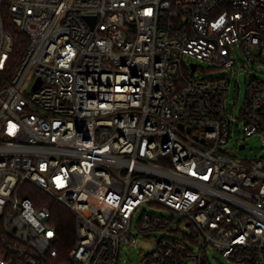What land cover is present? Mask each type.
Here are the masks:
<instances>
[{"label":"built area","instance_id":"1","mask_svg":"<svg viewBox=\"0 0 264 264\" xmlns=\"http://www.w3.org/2000/svg\"><path fill=\"white\" fill-rule=\"evenodd\" d=\"M260 67L264 0H0V264H122L141 239L142 264H264V158L227 148L264 133L262 80L228 110ZM34 189L74 215L68 253Z\"/></svg>","mask_w":264,"mask_h":264},{"label":"rangeland","instance_id":"2","mask_svg":"<svg viewBox=\"0 0 264 264\" xmlns=\"http://www.w3.org/2000/svg\"><path fill=\"white\" fill-rule=\"evenodd\" d=\"M190 63H195L200 66L201 69L207 71L211 68V66L207 63H201L192 58L188 59ZM200 74V73H199ZM201 75V74H200ZM254 76L264 82V67L260 68H251L244 69L240 72L238 76H236L230 86L229 91V101L232 104H229L228 110L229 114L232 118L239 117V111L244 106L246 100V92H247V81L248 78ZM239 88V90H237ZM236 103V107H234L232 111V107ZM240 129L242 128L241 124H239ZM239 127H235L234 136L231 142L228 145V150L231 155L236 156L238 159H261L264 158V133L260 135L253 136L251 138H245L239 133ZM191 145L198 147L201 150H205L207 148L206 145L197 144L196 142H190ZM149 211H156L164 216H173L171 211L168 209H157V208H148ZM139 217L135 220V224L137 223ZM135 231V230H134ZM186 231V230H185ZM187 232V231H186ZM152 237L161 238L164 236L163 233H154L151 234ZM155 240L146 241L141 239L136 248H128L125 247L121 253V263L122 264H142V256L151 252L155 248ZM213 256L215 259H213ZM211 263L212 264H232L229 260L224 259L222 255L216 252H211Z\"/></svg>","mask_w":264,"mask_h":264},{"label":"trees","instance_id":"3","mask_svg":"<svg viewBox=\"0 0 264 264\" xmlns=\"http://www.w3.org/2000/svg\"><path fill=\"white\" fill-rule=\"evenodd\" d=\"M4 24L7 32L14 39V51L11 58V64L14 71L18 67V64H20L29 41L9 18H4ZM27 195L34 200L38 209L46 208L50 211L52 215L51 223L55 226L58 234L57 247L63 254L68 253L74 247L76 242V222L74 215L58 202L47 197L36 189Z\"/></svg>","mask_w":264,"mask_h":264}]
</instances>
